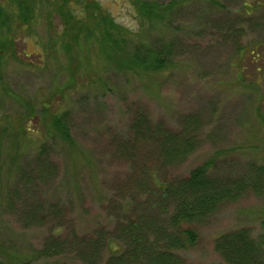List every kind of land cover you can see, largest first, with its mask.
<instances>
[{
	"label": "rangeland",
	"instance_id": "rangeland-1",
	"mask_svg": "<svg viewBox=\"0 0 264 264\" xmlns=\"http://www.w3.org/2000/svg\"><path fill=\"white\" fill-rule=\"evenodd\" d=\"M97 1L117 22L133 30L138 28L139 20L129 0ZM217 1L213 5L195 0L179 11L175 24L181 28L176 68L162 75L154 88L134 76L110 74L111 90L94 93L95 87L88 81L71 97L69 123L77 144L76 155L66 145L53 143L48 153L51 162L43 155L49 165L44 166L31 151L18 160L16 170L10 165L8 141L3 140L0 225L5 245L31 256L51 236L62 238L56 256L37 257L33 264H85L81 254L88 246L79 245L75 236L98 237L102 230L108 232L112 245L122 248L117 238L121 224L146 210L157 211L147 207L142 210L149 194H138L142 188H136L131 177L139 165L118 148V140L127 136L137 109H143L152 123L161 121L174 129H179L189 115L202 121L200 142L184 161L169 165L167 171L155 162V167L149 164L158 180L187 174L213 156V174L219 178L263 173L256 166H264V79L260 77L264 72V0ZM247 3L250 14L243 11ZM0 5L5 6V1L0 0ZM53 27L45 19L17 32L13 47L17 56L7 57L9 88L33 100H41L66 78L60 70L61 62L65 64L62 56L38 65ZM234 27L242 31L233 35ZM247 45L262 56H254L255 50L243 54L240 49ZM18 59L34 65H22ZM20 107L12 98L0 95V124L7 114L17 117ZM52 205L57 209L49 214L45 210ZM29 207H39L38 214L26 215ZM192 227L198 240L180 251L186 264H228L215 248L222 233L248 228L254 236H264V183L259 191H249L220 206ZM104 249L103 261L109 256L108 248Z\"/></svg>",
	"mask_w": 264,
	"mask_h": 264
},
{
	"label": "trees",
	"instance_id": "trees-1",
	"mask_svg": "<svg viewBox=\"0 0 264 264\" xmlns=\"http://www.w3.org/2000/svg\"><path fill=\"white\" fill-rule=\"evenodd\" d=\"M4 1L5 6L0 5V95L3 99L12 98L21 110L17 117L4 116L5 122L0 124V145L3 140L8 141L10 165L17 170L18 160L31 151L37 153L44 166L49 165L48 153L53 143L64 144L71 154H77L69 123L70 100L88 81L95 87L94 93L112 89L110 74L134 76L154 88L162 75L174 70L181 30L180 25H175L176 20L179 11L195 0H129L139 20L135 30L117 22L97 0ZM206 1L213 5L218 2ZM245 7L243 11L250 14V4ZM45 19L54 26L51 28L53 34L50 43L45 42L42 46L38 65H46L51 57L58 60L62 56L65 64L61 62L60 70L66 78L41 100H33L9 88L5 75L7 57L17 56L13 52L17 32L31 29ZM239 29L234 27L232 34H239L242 31ZM26 50L24 48L23 52L28 56ZM240 50L247 55L255 48L247 45ZM260 53L256 52L254 56L258 57ZM18 62L30 67L34 65L22 59ZM260 77L264 79V72ZM201 122L200 117L189 115L179 129H174L161 121L152 123L143 109L134 110L129 132L122 140L119 138L121 143L117 146L124 157L141 167L136 166L131 177L136 188H142L138 194H149L142 210L147 207L157 211L152 210L150 214L146 210L121 224L117 233L123 243L121 249L111 244L113 241L104 230L98 237L76 235L79 245L88 246L81 254L85 264H186L180 251L191 248L198 240L192 224L245 193L261 189L264 166H256V170L263 171L256 177L222 179L213 174L215 156L187 174L157 179L149 164L155 167V162L167 171L169 165L184 161L200 142ZM43 155L48 157L47 161ZM39 209L29 207L25 214H38ZM56 209L52 205L45 211L51 214V210ZM59 226L57 224L56 228ZM48 241L31 256L21 255L5 245L0 225V264H33L37 257L56 256L62 238L51 236ZM103 247L109 251L105 261ZM215 248L228 264H264V236L256 237L248 228L222 233L215 241Z\"/></svg>",
	"mask_w": 264,
	"mask_h": 264
}]
</instances>
